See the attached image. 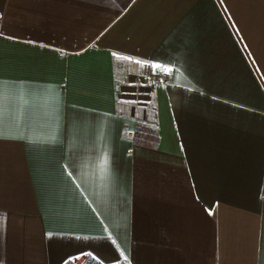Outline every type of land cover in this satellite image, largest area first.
<instances>
[{"label":"crops","instance_id":"1","mask_svg":"<svg viewBox=\"0 0 264 264\" xmlns=\"http://www.w3.org/2000/svg\"><path fill=\"white\" fill-rule=\"evenodd\" d=\"M84 254L264 264V0H0V264Z\"/></svg>","mask_w":264,"mask_h":264},{"label":"built area","instance_id":"2","mask_svg":"<svg viewBox=\"0 0 264 264\" xmlns=\"http://www.w3.org/2000/svg\"><path fill=\"white\" fill-rule=\"evenodd\" d=\"M124 55H114L112 59V75L116 79L134 78L136 81L144 80L148 87L149 98L144 103H129L124 100L116 102L115 111L117 115L132 120L136 127L143 125L156 126L158 123V108L156 93L159 87L170 82L167 72L156 71L152 64L146 60L125 59ZM140 62V63H138ZM62 264H105L103 261L91 254L71 258Z\"/></svg>","mask_w":264,"mask_h":264},{"label":"snow or ice","instance_id":"3","mask_svg":"<svg viewBox=\"0 0 264 264\" xmlns=\"http://www.w3.org/2000/svg\"><path fill=\"white\" fill-rule=\"evenodd\" d=\"M125 59H128V57H125ZM138 63H140V62H138ZM152 67L154 70H160V71H164V72H171L172 71L171 68H167V67L157 65V64L152 65Z\"/></svg>","mask_w":264,"mask_h":264}]
</instances>
